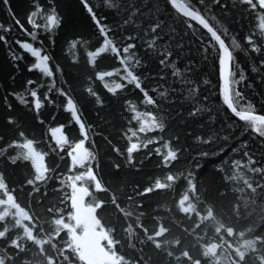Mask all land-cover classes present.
Here are the masks:
<instances>
[{
	"label": "trees",
	"instance_id": "obj_1",
	"mask_svg": "<svg viewBox=\"0 0 264 264\" xmlns=\"http://www.w3.org/2000/svg\"><path fill=\"white\" fill-rule=\"evenodd\" d=\"M34 2L36 0H10L19 25L9 18L0 5V26L11 28L10 33L0 32L8 39L7 47L0 43V149L5 148V145L16 137L14 127L7 126L8 108L4 102L6 97L7 104L14 109L17 124H22V130L29 138L38 142V150L49 153L46 163L55 169V172L51 173L52 179L48 181L47 186H40V196L30 198L28 194L31 188L24 184L30 165L26 162H19L17 166L9 165L8 157L15 155L14 150L0 156V171L7 176L8 186L17 196L19 206L14 205L25 213V221L31 213L37 225L36 234L45 255H41L33 245H28L26 255L30 254L31 264H45L48 256L55 257L57 264H61L60 249L63 247L64 238H56L58 229L47 209L51 208L55 214L58 208H62L61 198L64 192L59 180L65 174L74 173L68 172L67 156L60 153L64 155L61 160L59 155L52 151L54 141L48 128L64 124V132L70 140L80 138L79 131L77 127L69 124L70 113L64 110V98L57 93L52 92L49 95L51 105L45 102L40 109L43 124L36 121L30 108L20 105L13 95H9L13 91L23 92L24 82L33 79L40 85L38 95L43 99V92L48 90V85L52 82L38 72H27L25 62H32V58L13 42L16 39L33 42L31 37L21 30L20 25L27 31H32L26 22L25 12L30 10L29 3ZM91 2L98 6V16L107 17L106 23L111 29L121 25L115 33L117 39L137 34L136 26L142 21L137 19L131 25H124L115 11L116 7H127L131 0H108L107 4L104 0ZM182 2L191 3L208 17L215 16L219 25L227 28L235 38L240 47L232 45L231 40L228 44L248 77L244 84L238 86L244 90L245 101L242 104L251 103L258 114H264V80L259 79L260 75H264V69L259 73H252L251 65L259 64L258 60L253 59L258 54L246 53V45L242 39L244 34L254 30L257 21L244 11L245 6L241 5L240 0H219L220 7L215 6V0H204V6L201 5V0ZM39 3L45 8L49 6V0H39ZM51 3L66 16L67 39H72L71 33L75 31L80 34L79 43L77 47L72 48L65 35L54 33L55 44H49L47 33L41 30L34 46L39 47V42L43 41L44 48L49 50L54 72L52 79L56 87L67 88V82L72 81L76 89L73 93L74 99L81 106L83 121L86 126H90L85 146L97 156L94 168L98 169L97 177L100 179L97 181L92 178L86 181L87 187L81 186L87 190L86 206L96 208L97 230L99 226L98 231L105 233L102 244L104 249L109 250L106 252L114 256L116 264H195L196 261L200 264H264V139L248 129L245 122L235 118L217 98L218 78L211 62H202L201 55L193 47L196 41L190 32L181 40L182 14L169 8L165 0H135L137 6L146 5L143 8L145 12L153 6H158V18L167 21L164 27L165 35L159 41L160 45L168 41V34L173 32L176 35L172 43L184 44L185 59L177 66L182 73H185V64L194 66L183 78L193 81L191 87L197 88V92H190L180 83V78L172 77L171 69H164L157 59L145 55V48L139 40L127 41L137 45L135 52L140 67L136 74L142 78L147 77V88L149 94L155 98L156 104L149 106L141 103L143 97L132 86H128L127 91L121 95L135 102L139 111L153 112L155 116L162 118L166 125L164 132L139 134V139L146 141L153 135L162 137L178 152L177 159L165 168L161 164V157L154 152L149 155L153 148L159 146L152 144L146 149L141 148L140 151L134 152L132 165H129L125 151L128 142L124 138V129L129 126L130 116L121 107L122 101H105L106 106L101 108L96 106L86 93L81 95L84 81L92 74L91 66L86 64L87 52L98 46L96 41L99 34L91 26L77 0H51ZM37 19L43 24L42 19ZM108 38L112 39L113 36L109 35ZM118 46L122 49L123 43ZM9 51H15L25 58V62L20 63L21 71L15 82L8 78V69L11 67ZM175 58L174 56L173 59ZM96 64L98 71L119 67L111 53L97 57ZM57 67L60 68L59 72L55 71ZM162 75H166L167 79L161 80ZM112 79L116 77L110 78L109 82ZM206 80L209 83L205 84ZM62 81L65 82L63 85ZM249 83L252 85L250 89L247 88ZM92 86L103 96V90L96 82L93 81ZM152 88L157 92H164L169 88L176 91L169 92L162 98L151 92ZM193 107L200 111L197 117L189 118L187 114ZM131 126L134 129L138 127L134 121ZM198 136L200 140L196 139ZM205 140L208 143H204ZM114 148L119 151H114ZM245 152L253 163L244 155ZM202 153L206 155H201ZM233 161L237 163L233 164ZM168 173H171L174 179L169 180ZM88 175L91 176V173ZM157 178L160 183H154ZM146 187L160 190L140 195ZM72 195H75V186ZM64 214L66 215V211ZM2 215L0 213V216ZM15 216H19L16 209ZM2 226L8 230L9 239L19 235L14 216L9 215L6 222H0V230ZM84 228V224L75 221L69 228L68 238L77 248L84 264H89L82 257L83 249L75 242L73 236L81 235ZM25 235H30L28 228H25ZM2 247L4 244L0 241V248ZM185 250L191 261L182 255L179 261L174 259L176 254H182ZM12 251L5 249L0 252V256L6 252L11 254ZM14 264H19V260L14 261ZM70 264L78 262L71 261Z\"/></svg>",
	"mask_w": 264,
	"mask_h": 264
},
{
	"label": "snow or ice",
	"instance_id": "obj_2",
	"mask_svg": "<svg viewBox=\"0 0 264 264\" xmlns=\"http://www.w3.org/2000/svg\"><path fill=\"white\" fill-rule=\"evenodd\" d=\"M81 10L86 13L87 18L91 22V26L95 29V32L99 34L97 39V47L94 50L87 52L86 64L91 66V75L84 81V87L81 95L84 93L94 101V104L99 107H104L105 101L109 103L113 100L122 101L121 107L130 116L129 126L124 129V138L127 140V147L125 149L127 154V161L129 165H132L133 154L138 152L141 148H148L149 145H159L153 148L149 155L154 152L157 156L161 157V164L167 168L169 163L175 161L178 157L177 150L172 146L168 140H164L162 137L152 136L151 139L142 141L139 139V134L155 133L156 131L164 132L166 125L162 118H158L151 111L141 112L138 110V105L125 99L121 93L127 91L128 86H132L134 90L138 91L143 97L141 103L149 106H154L156 100L149 94L146 80L147 77H141L137 75V70L140 67L139 59H136L135 49L137 45L134 43H128V40H139L141 45L145 48V55L154 57L158 60L160 66L164 69H171V75L174 78H180V83L187 87L190 92L196 93L197 88L191 87L193 81L183 78L185 73L190 72L194 67L190 64H185V73L181 72V69L177 66L179 62L185 59V53L183 51V43L173 44V37L176 33L168 34V41L163 45L159 44V41L163 39L164 27L167 21L159 19L160 9L158 6H153L147 12L143 11L146 5L135 4V0L127 5V7L121 9L116 7L115 11L119 15L124 25H131L137 19L142 23L136 26L137 34L132 37H122V39L116 38V32L121 28V25H117L116 29H111L106 23L107 17H100L97 15L98 6L92 4L91 0H77ZM105 4L108 0H104ZM167 6L177 13L182 14L181 25L183 27V36L189 35L196 41L193 47L201 55L202 62H211L214 74L218 78V94L217 98L222 102L226 109L239 121L245 122L247 128L253 133H257L260 138L264 139V114H258L251 103L242 104L245 101L244 90L238 88L239 85L244 84L248 77L245 75V71L240 67L239 63L233 51L231 50L228 41L231 40L232 45L240 47L236 44L235 38H233L227 28H222L216 17H208L204 12H201L198 8L194 7L191 3H184L182 0H165ZM241 5L245 6L244 11L249 13L251 17L257 21L253 31L243 35L242 39L245 42L246 53H257L253 59L258 60L259 64L251 65L252 73H259L261 69H264V0H240ZM0 5L8 13L9 18L19 25V21L15 19L16 13L13 11L10 0H0ZM201 5L204 6V0H201ZM215 6L220 7L219 0H215ZM111 7V5H109ZM28 9L25 12V19L27 24L31 27L32 31H27L20 25L21 30L30 36L33 42L22 41L16 39L13 42L22 50L23 53H27L32 62H25L23 55L17 54L15 51H9L8 56L10 58L11 67L8 69V78L15 82L17 75L20 74V63L25 62V67L28 73L38 72L43 77L49 78L52 82L48 85V90L43 92V99L38 95L40 85L33 79H27L22 85L23 92L9 93L13 95L20 105L30 108L34 114L38 123L43 124L44 121L40 118V109L44 103L51 105L52 100L49 99V95L52 92L57 93L60 97L64 98V110L70 113L69 124L78 128L80 138L70 140L65 132V125L58 124L56 126L48 128L54 146L52 151L59 155L61 160L64 159V155L69 160L68 172L74 174H65L62 179L59 180L62 190L64 192L61 198L62 208H58L54 214L52 209H47V213L52 217V220L56 223L57 233L56 238L63 236V247L60 249V261L61 264H70L71 261H77L78 264H84V261L79 256L77 248L72 244L68 238L69 228L75 223V218L72 214L73 209V186L80 187L84 185L87 187L86 181L97 177V170L94 168V162L97 161V156L90 151L89 147H86L88 142L87 132L90 130V126H86L83 121L81 106L78 101L74 99L73 93L76 89L73 86L72 81L67 82V88L56 87L53 68L51 67L52 57L48 54V49L43 46V41H40V46H34V42H37V34L42 30L47 33L46 39L49 44L54 45L55 40L53 34L65 35L67 43L70 47H77L80 36L79 33L73 31L71 33L72 39L68 40V34L66 32V16H64L49 0L48 7H42L39 0L34 3H29ZM42 19L43 24L38 22V19ZM146 25V27H145ZM0 32L10 33L11 28H4L0 26ZM112 35L113 38L109 39L108 36ZM147 37V39H145ZM0 43L8 46V39L5 34H0ZM123 43L122 49L118 46ZM159 50V54L157 52ZM111 53L113 59H115L119 67L112 68L111 70H96V58L101 57L102 54ZM176 57L173 59V57ZM74 66V65H73ZM56 72L60 71V68L55 69ZM116 77V79L110 78ZM161 80H166L167 76H160ZM259 79L264 80V75H260ZM96 82L103 90V96L99 95L97 88L92 86V82ZM65 82L62 81V85ZM205 84L209 81H204ZM198 87V86H197ZM252 85L247 84V88H251ZM176 89L169 88L164 92H157L155 88L151 89V92L156 93L160 97H166L169 92L175 93ZM30 98V101H29ZM207 100V97L204 98ZM5 105L8 108L7 112V126L14 127L16 131V137L10 140V143L5 145V148L0 149V156L6 155L8 151L14 150L15 155L8 157V163L11 166H17L19 162H26L30 165L29 175L25 178L24 184L31 188V192L28 194L30 198L40 196V186L48 185V181L52 179L51 173L55 172V169L50 168L46 163V158L49 153L38 150L37 141L33 138H29L28 134L22 130L23 125L17 124V117L14 116V109L7 104V98L5 97ZM200 109L193 107L188 112L189 118L197 117ZM55 115H53V119ZM135 122L138 127L135 129L131 126L132 122ZM57 130L60 137H57ZM197 140L201 138L196 137ZM211 139V137L209 138ZM208 143L207 140L203 141ZM110 143V142H109ZM81 150L78 154L77 148ZM114 151L119 149L114 148ZM235 151V149H233ZM63 153L64 155H60ZM201 155H206L202 153ZM246 157H249L251 163H253L251 157L247 152L244 153ZM79 156V158H77ZM42 161V167H41ZM237 161H233L236 164ZM117 167H119L117 165ZM223 171V169H218ZM91 173V176L88 175ZM167 178L169 180L174 179L171 173H168ZM160 179H155L154 183H160ZM188 183L191 185V181ZM154 190H160L153 187H146L140 195H147ZM11 198V203L9 202ZM16 204L17 196L14 191L8 186L7 176L0 171V222H6L9 215L15 217L16 229L19 233L18 236L9 239L8 230L2 226L0 230V241H3L4 247L0 248V252H4L5 249L13 250L11 254L5 253L0 256V264H14V261L19 260V264H31V259L28 252V245H33L41 255H45L43 247L37 236V225L32 219V214L29 213L28 220L25 221L22 217L15 216V208L11 204ZM66 211V215L64 214ZM5 224V223H4ZM25 228L29 229L30 235H25ZM99 230V226H98ZM21 241L24 243L22 244ZM103 243V241L101 242ZM55 247V245H52ZM115 247V245H113ZM105 251H109L105 249ZM168 255L173 256L172 253ZM181 255L191 261V257L185 250L182 254H176L174 259L179 261ZM45 264H57V260L53 256H48ZM195 264H200L196 261Z\"/></svg>",
	"mask_w": 264,
	"mask_h": 264
},
{
	"label": "water",
	"instance_id": "obj_3",
	"mask_svg": "<svg viewBox=\"0 0 264 264\" xmlns=\"http://www.w3.org/2000/svg\"><path fill=\"white\" fill-rule=\"evenodd\" d=\"M80 151L78 147V154ZM85 195L86 189L84 187H75V195L73 196V216L76 223H85L87 225V229L83 233L85 240L84 246L91 250L93 258L97 259L105 256L107 252L101 243V232L97 230L98 218L96 215V208L94 206H86Z\"/></svg>",
	"mask_w": 264,
	"mask_h": 264
},
{
	"label": "rangeland",
	"instance_id": "obj_4",
	"mask_svg": "<svg viewBox=\"0 0 264 264\" xmlns=\"http://www.w3.org/2000/svg\"><path fill=\"white\" fill-rule=\"evenodd\" d=\"M57 137L58 138H62V137H60V134H59L58 130H57ZM77 152H78V149H77ZM77 158H79V156H77ZM41 167H42V161H41ZM86 192H87V190H86ZM9 202L11 203V198H9ZM182 203H184V200L182 201ZM11 206L16 209V212L19 215V217H22L24 220L27 219V216L25 215V213H23L22 210L18 209L14 205V203L11 204ZM84 226H85V228H84L83 232L81 233V235H76V234L73 235L75 242L77 244H79L82 247V249H83L82 250V257L89 264H97V262H99L100 264L103 263V262H105V263L108 262L109 264H116L117 261L114 259V256H111L108 253L105 256H102V257L97 258V259L93 258L91 250L85 248V246H84L85 240H84L83 233L86 231L87 225L84 223ZM103 236H105L104 232L101 233V238ZM212 248H215V247H212Z\"/></svg>",
	"mask_w": 264,
	"mask_h": 264
}]
</instances>
